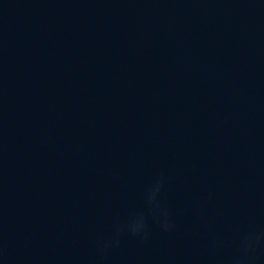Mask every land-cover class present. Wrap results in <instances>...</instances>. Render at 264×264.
<instances>
[{"label":"water","instance_id":"obj_1","mask_svg":"<svg viewBox=\"0 0 264 264\" xmlns=\"http://www.w3.org/2000/svg\"><path fill=\"white\" fill-rule=\"evenodd\" d=\"M261 233L264 0H0V264H264Z\"/></svg>","mask_w":264,"mask_h":264},{"label":"clouds","instance_id":"obj_2","mask_svg":"<svg viewBox=\"0 0 264 264\" xmlns=\"http://www.w3.org/2000/svg\"><path fill=\"white\" fill-rule=\"evenodd\" d=\"M159 188L156 187L155 190L151 193H149V201H152L154 199V195H155V191H158ZM143 227V222L142 220L141 221H138L137 223L133 224L132 226V231L133 233H137L138 231H140ZM163 227L165 228V230L168 229L169 225L167 223H165L163 225ZM261 239H264V233H261L259 235H256V236H248L244 239L243 241V247H244V250L245 252H247L249 249H253L255 246H257L259 244V242L261 241Z\"/></svg>","mask_w":264,"mask_h":264}]
</instances>
